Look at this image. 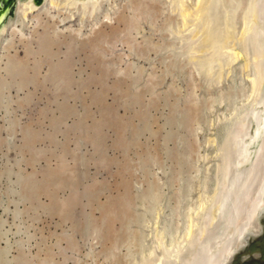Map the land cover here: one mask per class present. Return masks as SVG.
<instances>
[{
    "label": "rangeland",
    "instance_id": "obj_1",
    "mask_svg": "<svg viewBox=\"0 0 264 264\" xmlns=\"http://www.w3.org/2000/svg\"><path fill=\"white\" fill-rule=\"evenodd\" d=\"M24 1L0 20V264H220L264 185V0L187 24L195 0Z\"/></svg>",
    "mask_w": 264,
    "mask_h": 264
},
{
    "label": "bare ground",
    "instance_id": "obj_2",
    "mask_svg": "<svg viewBox=\"0 0 264 264\" xmlns=\"http://www.w3.org/2000/svg\"><path fill=\"white\" fill-rule=\"evenodd\" d=\"M15 1L16 0H0V20H2L3 18H5V16L10 12V10L12 9V7H13V5H14V3H15ZM21 1V0H20ZM26 1V0H25ZM24 1V2H25ZM43 0H27V2L29 3V5L30 6H34V5H38V4H40L41 2H42ZM92 1V0H91ZM95 1V0H94ZM98 1V0H97ZM185 1V0H184ZM213 1V0H212ZM44 2H45V0H44ZM84 2V1H83ZM49 3V2H48ZM208 3H210V1L208 2V0H195V4L192 6V7H189V6H185L184 7V9H183V12H182V15H183V20H184V23H186L187 24V22H186V20H187V17H192V16H194L195 17V19L197 18V20H198V18L202 15V14H204V13H202V12H205L204 11V9L207 7L208 8ZM23 4V3H22ZM186 5V4H185ZM42 6V5H41ZM206 6V7H205ZM212 7V6H211ZM37 8V7H36ZM17 9V8H16ZM24 9V8H23ZM44 11V10H43ZM208 12V11H207ZM206 12V13H207ZM210 12V11H209ZM200 13H201V15H200ZM36 14V13H35ZM39 14V13H38ZM200 15V16H199ZM199 16V17H198ZM204 16V15H203ZM208 17V16H207ZM185 18H186V20H185ZM193 18V17H192ZM192 18H188V20L189 19H192ZM203 18H205L206 19V17H203ZM194 19V18H193ZM192 19V20H193ZM194 19V21H196ZM202 19V18H201ZM201 19H199L200 20V22H201ZM198 20V21H199ZM206 23V22H205ZM194 24V23H193ZM196 24V23H195ZM202 24V23H201ZM204 24V23H203ZM207 25H208V23H206ZM206 25H204V27H205ZM213 26V25H212ZM196 27V26H195ZM199 27V26H198ZM197 27V28H198ZM214 27V26H213ZM5 28V27H4ZM3 28V29H4ZM208 28H210L209 26L208 27H206V28H204L205 30L204 31H202V32H204V35H203V33H201V31L199 32V33H201V35L203 36V40L202 39H200L201 41H203L204 42V40H205V43L207 44V43H209V42H211L212 43V41H213V39L212 40H210L211 38H212V35L213 34H211V28L210 29H208ZM202 29V28H201ZM213 31V30H212ZM2 33V32H1ZM3 35V34H2ZM200 35V36H201ZM202 42V43H203ZM205 45V44H204ZM203 45V46H204ZM218 48V47H217ZM207 49V48H206ZM210 49V48H209ZM204 50H205V48H204ZM217 50V49H216ZM203 51V50H202ZM215 52H218V50L217 51H215ZM214 53V52H213ZM220 53V52H219ZM212 55H216L215 53L214 54H211V56ZM220 55L218 54V55H216V57L214 56H212L211 57V61H210V64H211V66L212 65H217V64H219V61H218V57H219ZM205 70H207V69H205ZM259 112V111H258ZM257 113V112H256ZM254 115H256V114H254ZM257 117V116H256ZM256 117H254V118H256ZM263 119H264V117H263ZM262 119V120H263ZM245 121H243V123H244ZM243 123L241 124V125H243ZM244 125H245V123H244ZM261 127V126H260ZM259 127V128H260ZM262 128H264V126H262ZM261 129V128H260ZM259 129V130H260ZM237 131V130H236ZM240 130H238V132H239ZM255 131V130H254ZM233 133V132H232ZM259 133H261V132H259ZM238 135H239V133H238ZM256 135V134H255ZM263 135V134H262ZM257 136L258 135H256V138H257ZM260 136H261V134H260ZM242 138V137H241ZM240 140V139H239ZM237 141H238V139H237ZM236 141V142H237ZM242 141V140H241ZM250 141V140H249ZM252 141V140H251ZM246 142H248V141H246ZM245 142V143H246ZM239 143V142H238ZM241 143V142H240ZM239 143V144H240ZM251 143V142H250ZM249 142L247 143V144H250ZM244 144V143H243ZM245 145V144H244ZM243 145V146H244ZM248 146H250V145H248ZM248 146H246V147H248ZM238 148V147H237ZM241 148H243V147H241ZM245 148V147H244ZM238 150V149H237ZM236 150V151H237ZM242 150V149H241ZM242 155V154H241ZM244 155V154H243ZM239 157H241V156H238V158ZM245 158H246V156H245ZM251 159V158H250ZM237 160H239V159H237ZM238 162V161H237ZM243 162V161H242ZM256 162L258 163V165L257 166H259L258 168L259 169H256V172H260V170H262V174H260L258 177L259 178H261V182H263L264 181V167L262 166V165H264V139H263V142H262V147H261V150H260V152H258V154H257V159H256ZM240 164V163H239ZM263 167V168H260V167ZM239 167V166H238ZM225 175V174H224ZM255 176V175H254ZM241 178H242V176H241ZM241 178H239L238 179V182L239 181H241ZM258 180V181H259ZM252 182V181H251ZM261 182H259L258 184H261ZM264 183V182H263ZM226 184V183H225ZM240 184V183H239ZM257 184V185H258ZM263 185V184H262ZM239 185H237V187H238ZM256 186V185H255ZM259 186V185H258ZM224 187V186H223ZM252 188V187H251ZM254 188V187H253ZM258 188L256 187V188H254L253 190H245V195H244V198H246V199H250V197H251V201L250 200H247V202H249L250 203V205L251 206H253L252 204H253V202H252V200L253 201H255V203H254V206L253 207H250V208H252V210H247L248 212H250L248 215H249V218H251L252 220H250L248 217H247V215L245 216V214H246V212H245V210H244V208H242V210H244L243 212H245V214L243 215L244 217H247L246 219H244V217H242L241 218V220H239V221H242V220H246V222H239V229L238 230H235L233 233H231V234H229V236H227L226 238H225V240H224V243H226L227 242V246L225 245V247H227V248H224L223 249V251L221 250V248H220V250L218 249L217 251L218 252H223V256H222V258H221V262H220V264H244V263H246V264H264V185L262 186V190H257ZM235 190H236V188H235ZM238 190H239V188H238ZM224 192V191H223ZM234 192H236V194L235 193H233V194H235L236 196H235V198H237V190L236 191H234ZM244 194V193H243ZM254 196H256V198L254 197ZM244 198H242V199H244ZM255 200H254V199ZM241 199V201H242V203L244 202V203H246V200L244 201V200H242ZM237 201H238V199H237ZM237 201H236V199H235V204H236V206L237 205H241V202H240V204H238L237 203ZM221 202V201H220ZM252 202V203H251ZM224 204H225V202H224ZM224 204H223V206H224ZM233 204H234V202H233ZM219 205V204H218ZM244 204H242V206H243ZM246 205V204H245ZM239 208H240V206H239ZM248 208V206L245 208V209H247ZM250 208H248V209H250ZM224 209V208H223ZM218 210V209H217ZM234 210V209H233ZM233 212V211H232ZM243 214V213H242ZM217 215V214H216ZM215 218V217H214ZM216 219V218H215ZM249 220V222H247ZM211 221V220H210ZM238 224V223H237ZM212 226V225H211ZM202 231V230H201ZM205 232V231H204ZM197 234V233H196ZM201 235V234H200ZM205 235V234H204ZM195 236V235H194ZM196 237V236H195ZM201 237V236H200ZM201 239V238H200ZM196 241H197V239H196ZM200 241V240H199ZM198 242V241H197ZM223 243V242H222ZM222 243H221V245H222ZM222 247H224L223 245H222ZM198 248V247H197ZM196 248V249H197ZM217 249V248H216ZM216 253V254H218V256H219V253ZM221 254V253H220ZM213 255V254H212ZM215 255V254H214ZM198 256V255H197ZM210 257H211V255H210ZM215 257V256H214ZM196 258V257H195ZM213 257H211V259H212ZM220 258V257H219ZM202 260V259H201ZM214 260V259H213ZM205 263V262H204Z\"/></svg>",
    "mask_w": 264,
    "mask_h": 264
},
{
    "label": "water",
    "instance_id": "obj_3",
    "mask_svg": "<svg viewBox=\"0 0 264 264\" xmlns=\"http://www.w3.org/2000/svg\"><path fill=\"white\" fill-rule=\"evenodd\" d=\"M12 10H13V8H12L11 11L9 12V14L12 12ZM244 264H246V263H244Z\"/></svg>",
    "mask_w": 264,
    "mask_h": 264
}]
</instances>
